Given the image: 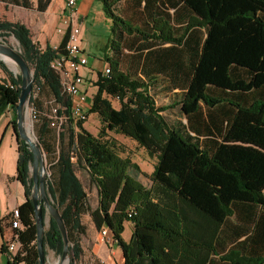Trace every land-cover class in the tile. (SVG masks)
Listing matches in <instances>:
<instances>
[{"label":"trees","instance_id":"trees-1","mask_svg":"<svg viewBox=\"0 0 264 264\" xmlns=\"http://www.w3.org/2000/svg\"><path fill=\"white\" fill-rule=\"evenodd\" d=\"M95 1L111 21L110 49L115 53L119 52L112 39L116 33L146 36L115 14L116 0ZM178 1L196 16V29L205 33L201 43L195 40V64L186 87L172 101L184 122L164 118V108L155 105L149 83L121 72L119 62L108 59L109 73H98L93 83L96 92L86 111L98 119L96 135L84 128L85 122L73 123L71 99L59 72L51 68L63 53L66 38L56 49L49 45L41 49L28 28L0 20V39H15L32 73L28 107L36 142L49 161L45 191L66 231L68 264L82 255L83 216L89 217L96 231L107 229L121 251L122 264H264V256L247 250L245 240L224 253L220 238L221 226L235 205L264 211V0ZM51 2L0 0L38 15ZM159 34L162 42L181 43L170 31ZM171 55L168 52L166 59L177 58ZM0 71L5 75L0 77V117L11 111L15 129L20 75L2 61ZM114 98L118 110L109 102ZM60 119H65L61 125ZM108 132L143 147L155 159L152 174L147 176L121 158ZM17 145L16 178L24 188L25 201L18 207L15 264H39L30 201L32 153L23 141L18 139ZM140 177L149 181L148 187ZM82 180L94 191L93 199ZM46 213L42 206L43 220ZM124 223L132 227L129 242L121 238ZM248 243L255 245V238ZM62 248L59 230L49 218L43 232L44 260L46 249L60 257Z\"/></svg>","mask_w":264,"mask_h":264},{"label":"crops","instance_id":"crops-1","mask_svg":"<svg viewBox=\"0 0 264 264\" xmlns=\"http://www.w3.org/2000/svg\"><path fill=\"white\" fill-rule=\"evenodd\" d=\"M94 2L95 0H79L76 8L79 22L86 20L88 11ZM49 7L41 15L34 11L18 8L21 21L17 23L30 30L33 42L41 49L45 48L46 45L52 48L57 47L61 45L64 38L63 36L53 37L52 34H48V23L51 22V17L48 15ZM114 9L118 17L132 27L143 30L146 36L133 33L121 35L116 33L112 39L114 43L119 44L118 54L111 48L103 54L102 59L101 56L95 58L87 54L83 40L80 39L81 49L87 57V65L80 70L84 90L87 92L89 85L93 86L97 80L93 74L94 71L97 75L98 73L103 75V69L108 66L106 60H117L121 72L134 76L144 83H149L155 105L164 108L161 112L164 118L171 122L178 120L184 122V119L178 115V108L172 105V101L186 87L191 67L195 64L194 56L197 47L195 40L199 39L201 43L205 37L203 29H196V16L178 0H116ZM64 10L65 7L62 9L61 15ZM102 18L103 22L109 24L110 27L111 21L104 15ZM160 30L170 31L171 35L180 39L181 43L178 46H172L170 43L160 41L158 38L162 37L159 34ZM168 52L177 58L166 59ZM94 62L98 68H94ZM109 102L113 109H117L114 106L119 104L116 98L109 100ZM91 117L97 119L94 114L89 115L88 119ZM12 120L11 111H6L0 118V264H10L1 247L2 243L9 240L11 236V211L25 201L24 188L16 178L18 145L12 130ZM141 179L142 177H140V182ZM252 237L255 238V245L253 246L248 243ZM220 238L226 247L224 253L235 243H241L245 240L247 250H253L260 257H263L264 211L256 206L235 205L232 215L221 226ZM237 249L240 250L238 247ZM48 254H50V258L54 255L52 252Z\"/></svg>","mask_w":264,"mask_h":264},{"label":"rangeland","instance_id":"rangeland-1","mask_svg":"<svg viewBox=\"0 0 264 264\" xmlns=\"http://www.w3.org/2000/svg\"><path fill=\"white\" fill-rule=\"evenodd\" d=\"M65 7V0H54L51 6L48 9V15L51 17V22L48 23V34H52L55 36H62L56 32V29L59 27L60 19L59 16L62 13V9ZM62 16V15H61ZM103 12L102 6L100 2L95 1L94 5L90 7L88 11V15L86 20L83 22H79L80 29V39L83 40V45L87 54L101 59L103 58V54L107 52V50L111 47V30L109 24L103 22ZM58 19V20H57ZM0 20H6L11 22H20L21 17L17 8L5 6L0 3ZM49 22V21H48ZM0 42L6 46H10L16 51L19 52L18 43L15 41L13 37H7L4 40L0 39ZM108 46V47H106ZM6 68L12 72L13 74H19V70L16 65L11 62L9 59H5L3 62ZM94 68H98L97 64L94 62ZM95 78L97 77L96 71L93 73ZM4 73L0 71V77H4ZM87 100L86 103L90 105V97L92 94L96 92V88L89 85L87 89ZM89 105H86V110ZM118 110L120 108V104L114 105ZM89 108V107H88ZM1 118V117H0ZM85 129L91 134H97V129L100 128V124L97 119L91 117L84 123ZM26 129L29 135L32 137L34 141H36L33 126L30 118L29 107L27 106L26 110ZM107 135L110 137V140L115 145L114 151L121 157L127 158L132 163L136 164L140 170L145 173L147 176H150L153 171V165L155 159L147 154L146 150L139 146L136 142L132 141L129 138L121 136L119 134L108 132ZM47 162L44 156V171L46 172ZM49 166V165H48ZM83 184L86 188V192L90 199L94 198V191L88 189L86 186V182L83 181ZM141 184L145 187L149 186V181L142 177ZM50 200V199H49ZM52 204V201L50 200ZM47 212V211H46ZM45 227H48L49 215L46 213L45 216ZM82 224L86 227V235L81 241V249L82 255L79 261L74 264H122V255L119 248L116 247L113 239L110 234L106 236L105 239H101L99 236L100 231H96L93 225L90 222L88 216H83L81 219ZM132 234V227L130 223H124V230L121 235V238L124 242H129ZM47 250V256L45 260V264H56L59 257L55 255L50 258L51 251ZM71 255L68 254L66 258V263L68 264L70 261ZM99 259L102 262H99Z\"/></svg>","mask_w":264,"mask_h":264},{"label":"built area","instance_id":"built-area-1","mask_svg":"<svg viewBox=\"0 0 264 264\" xmlns=\"http://www.w3.org/2000/svg\"><path fill=\"white\" fill-rule=\"evenodd\" d=\"M78 2L79 0H65V10L61 16L60 24L56 32L65 37L66 41L63 47V53L58 55L51 63V68L60 74L64 92L71 99L70 118L73 123L86 122L89 116L86 112L87 94L83 87V78L80 75V70L87 65V57L84 55L80 46L79 20L76 12ZM53 48L56 49V47ZM64 122L65 119H60L59 125ZM130 216L131 214H128V217ZM19 227V211L17 207L11 211L10 215V239L2 243V251L7 255L10 264H15L16 255L19 250L16 234ZM107 235V229L102 228L99 232L100 238L103 240ZM99 262H102V260L99 259Z\"/></svg>","mask_w":264,"mask_h":264},{"label":"water","instance_id":"water-1","mask_svg":"<svg viewBox=\"0 0 264 264\" xmlns=\"http://www.w3.org/2000/svg\"><path fill=\"white\" fill-rule=\"evenodd\" d=\"M5 59H9L16 65L21 79L18 103L15 107L16 126L15 129L12 128V130L16 138V142L18 143L19 139L26 143L32 153V161L29 165V176L32 180L30 201L33 206L35 217L36 248L39 264H45L43 249L45 221L42 217V206L46 209L49 218L55 222L63 243L62 252L56 264H65L68 255L66 231L57 210L50 203L49 197L45 191L46 174L44 172V155L37 142L32 139L26 129V110L31 96L33 83L32 73L18 51L0 42V61L5 62Z\"/></svg>","mask_w":264,"mask_h":264},{"label":"bare ground","instance_id":"bare-ground-1","mask_svg":"<svg viewBox=\"0 0 264 264\" xmlns=\"http://www.w3.org/2000/svg\"><path fill=\"white\" fill-rule=\"evenodd\" d=\"M108 73H109V67L107 66L104 68V75H107Z\"/></svg>","mask_w":264,"mask_h":264}]
</instances>
